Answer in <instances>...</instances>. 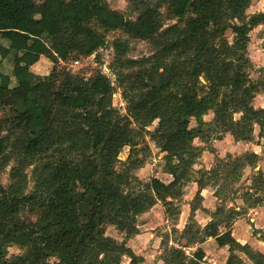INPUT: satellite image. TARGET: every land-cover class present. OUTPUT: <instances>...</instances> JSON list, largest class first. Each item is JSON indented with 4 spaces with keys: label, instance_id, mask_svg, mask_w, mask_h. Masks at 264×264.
I'll use <instances>...</instances> for the list:
<instances>
[{
    "label": "trees",
    "instance_id": "16d2710c",
    "mask_svg": "<svg viewBox=\"0 0 264 264\" xmlns=\"http://www.w3.org/2000/svg\"><path fill=\"white\" fill-rule=\"evenodd\" d=\"M251 2L134 0L137 17L131 20L105 0H0V36L7 42L0 46V167L14 158L8 185L0 183V264H120L123 256L127 264H143L125 240L139 233L137 217L158 202L173 221L161 238L162 264H207L200 244L210 237L228 246L225 264H246L241 253L264 264L263 253L231 234L241 210L218 204L200 226L192 204L183 229L175 226L187 182L196 181L195 199L202 198L201 190L218 178L238 180L245 166H256L254 152L216 156L217 165L194 179L204 150L195 139L205 143L229 134L249 142L257 130L264 140V106L253 105L264 92V78L251 79L248 58L249 33L264 26V14L248 16ZM118 29L147 41L153 51L134 59L126 56L127 42H112L124 114L112 106L114 87L103 74L86 79L54 68L40 76L30 69L41 56L53 63L90 56L105 45L107 32ZM4 58L11 62L7 72ZM209 112L213 118L206 121ZM145 137L165 153L169 182L135 175L149 154ZM125 146L129 154L122 161ZM34 164L28 191L26 168ZM253 182L242 198L247 208L263 201L257 195L264 189L260 169ZM214 196L223 201L218 190ZM108 225L124 240L106 235ZM11 245L22 253L7 257Z\"/></svg>",
    "mask_w": 264,
    "mask_h": 264
},
{
    "label": "rangeland",
    "instance_id": "374dc122",
    "mask_svg": "<svg viewBox=\"0 0 264 264\" xmlns=\"http://www.w3.org/2000/svg\"><path fill=\"white\" fill-rule=\"evenodd\" d=\"M40 1V0H37ZM108 7L111 10L123 13L126 18L135 20L137 17V12L134 11V0H105ZM146 2H153L157 0H145ZM161 11L166 12V5L161 8ZM264 14V0H252L251 5L246 10L248 16L255 13ZM171 23L167 21L166 24ZM230 38L229 33H226ZM250 41L248 44V58L251 62V68L249 69V76L252 80H260L264 78V26L259 25L253 28L250 33ZM106 43L103 47L99 48L95 53L90 56L84 57H73L65 61H59L58 63L51 62L45 56H41L39 61L34 64L30 69L37 75L45 76L48 75L54 68L56 71L71 72L80 77L90 78L96 73L103 74L108 77L111 84L114 87V93L112 95L111 104L116 108L120 113H125L126 103L121 95V91L117 87L116 73L114 72V56L115 51L113 49L112 42L116 39H119L123 42H127L128 51L126 56L130 58H141L148 57L152 54V48L150 43L145 40L130 38L122 30H113L105 34ZM7 45L5 39L0 36V46ZM79 61L77 64H74V61ZM10 61L7 58L3 59V71L7 72L10 69ZM254 107L264 106V92H260L256 95L253 101ZM3 116V112L0 110V118ZM206 121H210L213 118V114L209 112L203 117ZM157 121L155 120L151 125L147 127V130H152L155 128ZM190 126H195V120H190ZM3 134H6L3 131ZM257 130H255V138L249 142H236L232 139L231 136L227 134L219 140L215 137H211L205 143H200L199 139H195L194 144L204 148L201 153V156L197 159L196 164L193 167L194 179L199 177V172L204 170H209L211 167H215L217 164L214 162L215 157L225 158L227 154H230L231 157H237L243 154L244 152H254L258 155V160L256 166H245L241 171L240 179L237 178H228L225 177L218 178L217 182L212 185L205 186V189L208 192H202L204 196L202 198H196L197 189L192 182L189 181L183 187V195L179 200L180 214L176 221V228L179 230L183 229L185 224L188 222L190 217V211L188 205H195L196 211L194 212V219L200 225L204 226V220L211 216V213L215 211L218 204L224 205L226 208H235V210H241L242 214L237 219H235L231 224V229L236 228L237 231L241 228L242 232L247 236L250 234L252 240H256V233L260 232V228L254 227L253 223L249 221L246 216L248 213L247 204L242 201L243 197H246V192L251 193L250 188L254 186L253 177L256 174V170L260 169L264 174V140L256 137ZM227 136V137H226ZM145 142H147L149 148V154L147 155L145 162L142 167L135 170V175L141 181H148L152 177L159 178L163 182H169L171 176L165 172V153L161 152L149 139L145 137ZM222 143H221V142ZM144 141L141 139L139 146H142ZM129 154V147L125 146L120 154L119 160L125 161ZM141 155V152H139ZM14 165V158L10 159L8 163L0 167V183L4 186L9 183V173ZM34 165H31L26 168L27 173V190H31L34 186L32 180V171ZM209 168V169H208ZM206 171V172H207ZM224 174V172L222 173ZM224 176V175H223ZM207 179V176L205 177ZM233 179H235L233 181ZM197 184V183H196ZM218 190L219 198H222L223 201L216 200L214 198V192ZM211 192H213L211 194ZM201 193V192H200ZM202 195V194H201ZM257 195L263 197V191ZM206 196L211 201H205ZM251 200V199H250ZM249 200V201H250ZM206 204L209 209H203V204ZM264 206V202L260 205ZM212 210V211H211ZM252 216V214L250 215ZM26 219L32 221L35 220V216H31L28 213L24 214ZM243 218V219H242ZM242 219L241 223L237 224L235 227L234 223ZM172 220L166 217L164 207L161 202H158L147 212L141 214L137 217V224L139 228V233L134 237L125 240L126 244L138 255L144 258L143 264H162L161 254L163 248L161 247V238L166 232L172 229ZM250 227L251 231L248 234L246 229ZM223 230V229H221ZM262 230V229H261ZM106 235L113 237L117 241L124 240V234L119 232L115 226L108 225L105 230ZM206 241V240H205ZM170 244H172L170 242ZM184 244V241L180 243ZM195 247L186 248L187 252H192ZM202 249L205 252V262L207 264H223L225 257L228 255V247L225 246L224 249L219 247L214 240H208L205 244L202 245ZM22 250L16 246L11 245L7 248V257L21 254ZM129 258L123 256L121 258L120 264H127Z\"/></svg>",
    "mask_w": 264,
    "mask_h": 264
},
{
    "label": "crops",
    "instance_id": "0c3cea01",
    "mask_svg": "<svg viewBox=\"0 0 264 264\" xmlns=\"http://www.w3.org/2000/svg\"><path fill=\"white\" fill-rule=\"evenodd\" d=\"M36 64V63H35ZM33 66V65H32ZM31 66V67H32ZM32 69V68H31ZM260 107H263V106H260ZM228 135V134H227ZM230 136V135H228ZM227 137V136H226ZM221 140V139H219ZM221 142V141H220ZM202 143V142H200ZM222 143V142H221ZM238 143V142H237ZM205 152V151H203ZM209 169V168H208ZM168 174V173H167ZM169 175V174H168ZM170 176V175H169ZM171 179V178H170ZM263 181H264V174H263ZM192 184L195 185L196 189H198V186L195 182H192ZM206 193L208 192L207 189H205V187L201 190V193L202 194L201 196H204V194L202 192H205ZM213 192H211L212 194ZM215 198V196H214ZM263 201L262 203L264 202V189H263ZM217 200V199H216ZM205 201H211L210 199L207 198L206 196V199ZM261 203V204H262ZM260 204V205H261ZM260 205H257L255 207H252V208H249L248 209V213L246 214V216L248 217L247 219L249 221H251L254 225V227H258L260 228V232L256 233V240H252L250 238V231H251V228L248 227L246 229L247 233L249 234L248 236L242 232L241 228H239V230L237 231L236 228H232L231 230V234L232 236L235 238V240L237 242H239L240 244H248L253 250L255 251H258V252H261L264 254V206H260ZM203 209H209L210 206L206 205L205 203L203 204ZM188 208H189V211H190V205H188ZM196 211V210H195ZM212 211V210H211ZM252 214V216H250ZM211 219V216H208L205 220H204V224H206L209 220ZM243 219V218H242ZM242 219H239L237 220L235 223H234V226L232 227H235L237 224L241 223V221H243ZM262 229V230H261ZM208 240H214L213 238H207L206 241H204L202 244H200V247L202 248V245L205 244V242H207ZM215 241V240H214ZM217 244V243H216ZM220 247V246H219ZM222 249H224L225 246H221ZM228 247V246H227ZM228 255H229V250H228ZM227 255V257H228ZM241 258L246 262V264H252L250 262V260L246 257L245 254L241 253L240 254ZM227 257H225V261L223 264H225L226 262V259Z\"/></svg>",
    "mask_w": 264,
    "mask_h": 264
},
{
    "label": "built area",
    "instance_id": "2783aa9c",
    "mask_svg": "<svg viewBox=\"0 0 264 264\" xmlns=\"http://www.w3.org/2000/svg\"><path fill=\"white\" fill-rule=\"evenodd\" d=\"M78 62H79V61L76 60V61H74V64H77Z\"/></svg>",
    "mask_w": 264,
    "mask_h": 264
}]
</instances>
